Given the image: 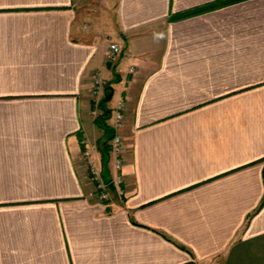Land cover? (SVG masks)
<instances>
[{
  "label": "crops",
  "instance_id": "crops-1",
  "mask_svg": "<svg viewBox=\"0 0 264 264\" xmlns=\"http://www.w3.org/2000/svg\"><path fill=\"white\" fill-rule=\"evenodd\" d=\"M0 264H264V0H0Z\"/></svg>",
  "mask_w": 264,
  "mask_h": 264
},
{
  "label": "built area",
  "instance_id": "built-area-1",
  "mask_svg": "<svg viewBox=\"0 0 264 264\" xmlns=\"http://www.w3.org/2000/svg\"><path fill=\"white\" fill-rule=\"evenodd\" d=\"M121 52V47L112 42L107 54L108 60H113ZM104 88V80L100 72L93 73V93L96 95ZM112 128L114 129V135L109 141L110 155L112 162V172L109 175V179L104 177L103 170L99 167L95 161L92 150L87 145V140L83 139L82 143L85 145L83 150V157L87 164V170L89 173L90 182L94 193L101 199L109 198V193L112 189L123 195L125 182V174L123 172V166L125 163V154L127 146L124 142L120 129L123 126L125 114L123 111V103L120 102L118 107L113 111Z\"/></svg>",
  "mask_w": 264,
  "mask_h": 264
},
{
  "label": "trees",
  "instance_id": "trees-1",
  "mask_svg": "<svg viewBox=\"0 0 264 264\" xmlns=\"http://www.w3.org/2000/svg\"><path fill=\"white\" fill-rule=\"evenodd\" d=\"M106 103L107 101L105 100V97H103V99L100 101V106L103 112L96 117L97 124L105 131L102 141V146L105 152L110 149L109 141L112 139L115 133L114 129L107 123V120L111 117L112 110L106 106Z\"/></svg>",
  "mask_w": 264,
  "mask_h": 264
},
{
  "label": "rangeland",
  "instance_id": "rangeland-1",
  "mask_svg": "<svg viewBox=\"0 0 264 264\" xmlns=\"http://www.w3.org/2000/svg\"><path fill=\"white\" fill-rule=\"evenodd\" d=\"M111 43H112V42H111ZM108 92H109V89H108V88H105V93H108ZM93 95H94V93H93ZM117 97H118V94H116V96L114 97V100H113V101H115ZM100 101H101V99L98 101V106H100ZM100 108H101V106H100ZM116 108H117V107H116ZM116 108H115V109H116ZM115 109H114V110H115ZM114 110H113V111H114ZM102 112H103V110H102V108H101V113H102ZM101 113H100V110L97 109V114L100 115ZM117 194H118V193H117ZM118 196H120V194H118Z\"/></svg>",
  "mask_w": 264,
  "mask_h": 264
},
{
  "label": "water",
  "instance_id": "water-1",
  "mask_svg": "<svg viewBox=\"0 0 264 264\" xmlns=\"http://www.w3.org/2000/svg\"><path fill=\"white\" fill-rule=\"evenodd\" d=\"M112 97V93H108L106 96H105V100L108 101L109 99H111Z\"/></svg>",
  "mask_w": 264,
  "mask_h": 264
}]
</instances>
